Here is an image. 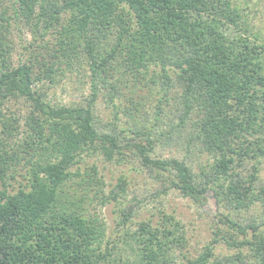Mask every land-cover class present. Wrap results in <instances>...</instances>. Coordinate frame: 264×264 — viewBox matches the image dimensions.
I'll list each match as a JSON object with an SVG mask.
<instances>
[{
	"label": "trees",
	"instance_id": "1",
	"mask_svg": "<svg viewBox=\"0 0 264 264\" xmlns=\"http://www.w3.org/2000/svg\"><path fill=\"white\" fill-rule=\"evenodd\" d=\"M247 9L233 0H0V264H264V220L251 214L259 206L264 216V42ZM19 25L32 38L14 65ZM76 69L86 71L83 102L47 100L44 83ZM100 95L127 126L98 131ZM20 99L31 110L16 152L7 140L19 126L2 111ZM171 103L175 126L164 114ZM160 121L169 129L152 128ZM166 139L208 160L192 172L174 157L153 158ZM126 149L164 191L193 203L211 193L224 228L196 256L172 214L134 223L121 210L113 240L101 216L88 214L95 199L117 202L127 176L105 194L96 166L74 167L83 154L119 162ZM23 159L25 184L8 190ZM220 243L229 253H215Z\"/></svg>",
	"mask_w": 264,
	"mask_h": 264
},
{
	"label": "rangeland",
	"instance_id": "2",
	"mask_svg": "<svg viewBox=\"0 0 264 264\" xmlns=\"http://www.w3.org/2000/svg\"><path fill=\"white\" fill-rule=\"evenodd\" d=\"M233 1L240 7H248L247 15L254 28L253 31L257 34V37H259V41L264 42V0ZM19 27L23 40L21 41L16 38V35L14 36L15 46L11 58L14 65L19 62L18 59L22 53V50L20 49L21 45L30 42L32 38L27 27L22 25H19ZM12 30L16 31L14 28H12ZM24 58V56L21 57V59ZM85 73L86 71L80 69H76V71H73L72 73L65 72L64 75H58L56 77L58 83L53 84L50 87L43 82V89L45 90L47 100H50L53 104L57 103L62 105L83 102L89 94L87 78L83 77ZM83 78L85 82L84 85L80 83ZM43 83H39V86ZM115 102L116 101L113 103ZM121 103L120 106L122 108L126 106L127 108H130L128 94L127 98H121ZM177 108L178 106L176 103L172 104L171 107H165L164 114L172 120L173 126L178 123V118L176 116ZM30 110L27 102L22 99L8 102L3 109L2 112L5 117L16 120L13 127L19 126L16 130L12 131L14 135L7 140L9 151L14 149L18 152L20 150L18 149V144H21L22 139L25 137V134L23 133L25 117ZM146 112L150 116V122H152L154 120L153 111L148 109ZM113 114L112 103H106L100 95L93 108L94 123L96 124V127H98V131H107L109 128L108 124H112L113 122L117 125V129L124 128L128 125V122H130L126 113L121 112L117 115L118 120H114ZM3 119L4 118H1V120ZM167 120L168 119L165 118V120H163L164 123ZM163 121H160L157 126L152 128L159 129L160 131L168 130V126H165V124L162 123ZM1 129L2 127L0 125V131ZM187 130L188 128H185V130H182V133L185 134V131ZM6 135L8 137V134H5V136ZM170 140L166 139L163 145H158L157 149L152 153V157L160 159L174 157L180 161L188 163L192 172H197L199 166L208 160L207 155H201L193 151H186L180 142L177 140L176 142ZM20 155H22V153H20ZM92 166H96V171L104 181L105 185L103 189L105 194H108L109 189L114 187L118 177L123 175L127 176L125 193L117 199V202L112 201L108 204H103L98 199H95L89 205L88 214H99L104 220L106 225V235L109 240L116 239V236L114 235V233L117 232L116 217L121 210L130 212L131 220L134 223L142 220H152V224H155L160 220V212L174 215L184 226L188 244L186 251H188L190 257L196 256L197 252L206 245L212 237L213 230H215L217 226L224 228V226L218 221L219 213L214 204L211 193L206 195L205 201L201 203H193L191 200L184 198L174 189L164 191L165 185L151 177L146 169L139 165L138 160L128 149L125 150L124 156L119 162H107L98 154H83L74 168H79L81 171H84L86 168ZM27 170H29V165H26L25 160L23 159L14 171L16 180L9 181L10 187H8V190H16L21 187V185L25 184L23 176H26ZM260 178L262 179V182H264V158L260 165ZM261 210L262 209L259 206L251 209V214L255 216L258 221L264 220ZM215 253L222 256L229 253V251L223 243H220L219 245H216Z\"/></svg>",
	"mask_w": 264,
	"mask_h": 264
}]
</instances>
